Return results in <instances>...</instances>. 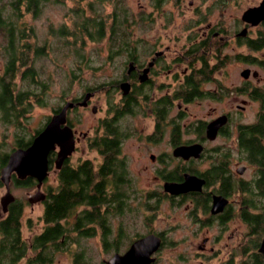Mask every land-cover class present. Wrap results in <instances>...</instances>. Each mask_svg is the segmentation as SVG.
I'll return each mask as SVG.
<instances>
[{
  "label": "flooded vegetation",
  "instance_id": "1",
  "mask_svg": "<svg viewBox=\"0 0 264 264\" xmlns=\"http://www.w3.org/2000/svg\"><path fill=\"white\" fill-rule=\"evenodd\" d=\"M263 2L264 0H260L257 5L247 7L241 13L238 22L241 27L240 31L235 32L232 36L237 39L238 45L241 42L239 40H243V44L251 51L264 49V19L252 23V21L244 20L243 16L247 10L257 8ZM211 26L207 24L205 28H202L199 38L194 36L193 43L192 34L190 35L189 46L184 49V53H181L182 56L169 57L166 51L168 48L161 50L156 49V46H144V48L150 49L145 51L143 56L134 58L130 56L124 59L119 76L111 78L110 82L103 84L106 86L103 87L104 89H110L115 94L119 92V96L118 99H115L114 95V100L108 102L109 115L97 124L95 135L92 138H89L88 132H83L80 137V132L75 127L79 119L77 117L74 121L69 117L68 112L88 107L94 92L87 91L81 100L66 101L56 108L50 106L43 126L32 130L31 133L24 127L26 123H29L32 102L37 100L34 99V92L32 95H28L29 98L23 99V101L31 103L27 112L20 111V107L19 111L10 110L7 112L3 108L4 105H1L0 120L5 123L6 130L13 127L14 134L11 137L7 133H3V139L9 137L11 142L8 145L4 139L0 143V225L8 218L11 210L16 209L21 213L18 246L24 247L26 254L18 260L17 264H28L31 261L32 264L52 263L53 259L33 263L32 259H35L37 254L43 253L44 249L42 246L37 248H33V246L36 245V238L47 227L54 225L53 222H45L43 214L46 207L52 205L61 185L63 184L65 187V184L69 182L66 171H76L82 166L86 168L85 174L88 173L89 177H85L81 181L83 186V190L80 186L81 193L89 192L93 193V196L88 195L87 200H82L76 205L75 210L66 214L59 221L64 230V236L59 239L62 244L69 240L70 232H74L79 238H88L99 233L100 240L104 238L109 242L108 246H103V244L102 246L106 251L112 253L108 258L110 259L117 253L123 254L134 241L154 235L160 240L159 247L151 255L154 258L151 264L155 263L158 250L165 244L164 231L148 229L140 235L135 234L134 237L129 238L128 247L120 252L121 249L118 248L117 243L126 240L123 232L124 225H120L114 232L111 227V219L114 216L123 215L130 206L132 208V198L138 202L137 198L144 195L143 200L138 203L144 208L151 205L152 200L154 201L151 206L153 208H159L161 202L167 201L172 205L184 203V210H186L191 225H196L195 227L191 226L192 233L200 236L203 230L207 231V234L197 244V250L202 254L210 255L212 252H216L213 246L207 247V244L214 240L220 241L228 235L230 222L245 226V230L241 232L238 251L232 250L229 257L220 264H242L248 256L262 255L259 247L264 236V199H261V193H264V173H261L258 161L252 156L259 148L264 152V135H249V130L254 129L255 126L264 125V98H260L264 95V78L257 70L243 67L239 72L240 80L243 83L232 87L226 85L225 80L220 77L223 76L220 75V71L231 59L242 63L246 62L245 55L236 54L232 57L221 55L225 40L229 41L231 37L226 33V30L211 28ZM198 44H201L202 47L207 46V52L213 54L206 56L195 54L198 53ZM249 45H253L255 48L251 49ZM213 46H215L214 51L212 50ZM217 51L219 53H216ZM173 53L175 54L176 50ZM210 59L215 60L210 63ZM110 60L114 61L115 58H110ZM255 65L261 69V66H264V58H259ZM246 69L249 70V73L247 76L242 75ZM8 76L10 75H3L0 80L8 79ZM223 77L225 79V76ZM206 85L209 87L206 88ZM251 85L253 86L251 87ZM8 88L0 89V104H4L8 100L6 99L8 95H11L12 98L9 102L16 106L22 100L21 94L28 92ZM87 93H92V95L87 99L86 104H80ZM228 93L245 95L246 98L239 99L234 106H230L228 110L218 114H216V110L212 111L211 109L208 111V119L192 122V110L189 111L187 105L192 108V101L195 98L206 97L216 100ZM38 101H41V98ZM67 102H73V106L67 108L65 121L60 124L58 129L67 126L72 130L74 143L71 154L57 166L58 153L62 144L60 141H63L62 137H57L56 142L46 153V170L43 177L40 174L41 170L34 173H26L25 169L7 170L11 156L15 152L28 149L35 137L51 123L53 117L60 113ZM255 104L257 108L251 112V120H241L244 113L250 111ZM96 110L95 105L91 106L93 113ZM124 117H130L133 121L136 117H141L150 125L148 120H151V130L143 132L141 136L137 135L138 138L144 139L147 145L151 142L161 146L167 136L170 150L150 153L148 157L150 162L156 164L153 170L156 187L138 189L135 186L128 157L123 153L124 141L133 135V132L121 126L120 120ZM209 127L215 129L213 138L208 137ZM142 129L146 131L144 127ZM186 134L190 136L184 138ZM81 139L86 140L89 148L96 151L100 157L98 163H94V160L88 157L78 159L75 164L70 161L74 152L77 151V144ZM218 139H221L223 143L213 145ZM195 144L202 147L198 156H194L192 153L190 155L175 153L177 149ZM209 144L212 145L209 146ZM247 145H249L250 151H248ZM253 145H256L257 148H252ZM152 163L151 167L154 166ZM25 165L27 163L23 160L22 167L25 168ZM148 167L146 166V168ZM61 177L63 183L60 182ZM101 183L105 185L106 192L110 191L109 200L106 202L100 201L99 198ZM170 188L175 191H170ZM6 194L9 196L3 204L2 199ZM36 196L39 199H36ZM35 206L42 208V231L26 239L21 233L23 211L26 207L33 210ZM173 207L175 208V206ZM90 214L89 221L85 224V217ZM76 222L79 224L78 231H71L70 227ZM213 229L215 231L209 235V231ZM258 237L259 239H257ZM255 241L258 245L254 248ZM62 248L54 250L53 253L59 250L65 251L67 246ZM47 251L45 249V252ZM236 256L238 259L235 258ZM81 258L82 260L79 262L84 264L83 256ZM108 259H103L102 262L107 264ZM74 263L76 264L75 258Z\"/></svg>",
  "mask_w": 264,
  "mask_h": 264
},
{
  "label": "rangeland",
  "instance_id": "2",
  "mask_svg": "<svg viewBox=\"0 0 264 264\" xmlns=\"http://www.w3.org/2000/svg\"><path fill=\"white\" fill-rule=\"evenodd\" d=\"M90 1L78 0V4L76 0L47 3L39 16L27 17L34 28V36L31 38L34 47L43 48V53H41L39 60L34 61L33 66L38 73V84L45 86L42 89L40 85L38 87L37 84L28 83L26 80L22 82L20 71L11 81V86L15 90L34 92L35 96H38V100L41 98V101H37L34 97L36 102H32L29 123H26L24 127L29 133L43 126L44 119L49 114L50 106L56 108L66 101L81 100L84 93L90 91L94 92V95L88 107L71 110L68 113L74 121L78 117L79 122L75 127L80 132V137L83 132H88L89 138H92L95 135L97 124L109 115L108 102L112 101L114 95V98L118 99L119 92L115 94L110 89H104L103 87L106 86L103 84L110 82L111 78L119 76L123 61L127 57L120 54L111 57L115 58L114 61H111L105 39L97 42L85 40V44L82 45L79 38L74 39L71 36L54 34V30L57 31L63 24L69 30L75 28L74 20L77 17L74 10L79 7L86 8ZM259 2L260 0H123V4L128 6L129 11L136 15V21L132 26L130 25L129 29L131 30V39L142 42H139L137 49L141 54L140 56H143L145 51L150 49H146L144 46H156V49L161 50L168 48L166 51L169 57L182 56L181 53H184V49L189 46L190 35L192 34L193 43L194 36L199 38L201 29L205 28L207 24L212 25L211 28L226 30L231 38L229 41L225 40L221 55L232 57L236 54H244L246 60L242 63L231 59L220 71V75L225 76V79L220 76L221 79L225 80L224 83L229 87L243 83L239 76L243 67L257 70L264 78V66L259 69L255 65L259 58H264V49L251 51L243 44V40H239L241 41L240 46L237 39L232 38L235 32L240 31L241 27L238 22L241 13L247 7L257 5ZM102 5H104L102 8H105L104 13H108L111 9L109 2L104 0L101 4L100 0H97L96 7L101 8ZM142 13L145 17L142 23H139L138 17ZM1 37L0 78L4 75V59L1 56L3 41ZM174 50H176L175 54L173 53ZM212 50H215V46L212 47ZM79 51L83 53L82 57L78 54ZM207 51L208 47L206 46L195 54L202 56L213 54ZM214 60L210 59V63ZM205 87L208 88L209 86L206 85ZM242 98H246V96L235 93H228L216 100L206 97L195 98L192 101V108L189 105L187 107L189 111L192 110V122L203 121L209 118L208 111L211 109L212 111L216 110V114H218L228 110L230 106H234ZM94 105L97 108L95 113L91 111V106ZM256 108L257 105H253L250 111L244 113L241 120H251V112ZM148 121L152 125L151 120ZM120 124L133 132V135L129 136L123 143V153L128 157L135 186L138 189L156 187L153 177L156 164L150 162L148 157L150 153L170 150L167 136L161 146L151 142L147 145V142L138 138L137 135L141 136L143 132L150 131L152 128L150 124L142 120L141 117H136L134 121L130 117H124L120 120ZM4 127H6L5 123L0 120V143L5 139V143L9 145L11 138L3 139L2 135L7 133L8 136H11L14 134V129L12 127L6 130ZM189 136L186 134L184 138ZM221 143H223L222 140L218 139L213 145ZM85 157L91 158L94 163H98L100 160L96 151L89 148L87 141L81 139L77 144V151L74 152L70 161L75 164L78 159ZM151 163L152 166L154 165L153 167L150 166ZM146 166L149 167L146 168ZM143 196L137 198L138 202L132 198V208L130 206L123 215H117L111 219L113 232L120 225H124L123 232L126 240L117 243L118 248L121 249L120 252L128 247L129 238L134 237L135 234L140 235L148 229L164 231L165 233V244L158 250L157 259L153 264H220L229 257L232 250L238 251L241 232L245 230V226L242 224L230 222L228 235L220 241L214 240L207 244V247L213 246L216 252L214 251L210 255L208 253L202 254L198 252L197 244L207 234V231L203 230L200 236L192 233L191 226L195 227L196 225H191L186 210H184V203L172 205L167 201L161 202L159 208H153L151 207L154 204L152 200L149 208H144L138 204L143 200ZM41 219V207L35 206L33 210L30 207L24 209L21 221L23 223L21 229L23 238L28 239L42 231L43 222ZM214 231L215 229L210 230L209 235L213 234ZM69 236L68 242L63 243L62 246L63 248L67 246V249L53 253L51 264H75L74 255L78 252H82L84 264H104L103 259H108L112 254L103 248L99 233L88 238H79L74 232H70ZM235 258L238 259V256Z\"/></svg>",
  "mask_w": 264,
  "mask_h": 264
},
{
  "label": "trees",
  "instance_id": "3",
  "mask_svg": "<svg viewBox=\"0 0 264 264\" xmlns=\"http://www.w3.org/2000/svg\"><path fill=\"white\" fill-rule=\"evenodd\" d=\"M60 1L61 0H0V35L2 36L0 37L3 41L1 45V56L4 59L3 72L4 75H10L8 79L0 80V89H9L8 87L13 89L10 83L19 71L21 73L22 82L26 80L28 83L37 84L38 87L40 85L41 88L45 86L44 84H38V73L33 66L34 61L39 60L41 53H43V48L38 46L34 47L35 45L31 41V38L34 36V28L33 25L29 23L27 17L35 18L41 14L42 9L47 3H59ZM76 1L78 4V0ZM103 1L104 0H100V3L102 4ZM106 2H109L111 5L110 11L106 14L104 13L105 8H102L104 5H102L101 8L96 7L97 0L88 2L86 8H76L74 10V14L77 17L74 20L75 28L69 30L65 24H63L57 31L54 30V34L56 33L59 36H71L74 39L79 38L82 45L85 44V40L97 42L105 39L108 47L107 49L109 50L108 56L110 58L120 54H124L125 57H139L141 54L137 49L139 48V42H142L131 39V30L129 29L130 25L132 26L135 23L136 15L129 11L128 6L123 4V0H106ZM144 17L143 13L139 15V23H142ZM197 47L198 52L200 48H203L201 44H198ZM249 47L251 49L255 48L253 45H249ZM78 54L81 57L83 56V53H80V51ZM195 83L197 84V81ZM29 94L32 95L30 91L22 93V100L16 106H14L12 102H9L12 96L8 95V98H6L8 100L4 104H0V108L2 107L1 105H4L3 108L8 112L10 110L19 111L20 107V111L25 110V112H27L30 109L31 103L23 101V99L29 98ZM35 98L38 101V96H35ZM260 98H264V95L260 96ZM253 134L256 136H263L264 125L255 126L254 129L249 130V135ZM247 148L248 151H250L249 145H247ZM252 148L255 149L257 147L253 145ZM253 154L252 157L258 161L261 173H264V152L259 148ZM85 169L86 168L82 166L76 171L67 170L69 182L65 184V187H63V184L61 185L58 193L55 195L52 205L46 207L43 219L45 222H53L54 225L52 227H47L45 231L36 238V245H34L33 248L42 246L44 249L43 253L37 254L35 259H32L34 260L33 263L45 262L48 259L51 260L54 250L62 248L63 244L59 239L64 236V230L59 224V221L66 214L75 210L76 205L81 203L82 200H87L89 198L88 195L93 196V193H81V189L83 190L81 181L85 177H89L88 173L85 174ZM60 182L63 183L62 177L60 178ZM99 187L100 201H108L110 191H105V185L103 183H101ZM261 199H264V193H261ZM20 214L21 213L16 209L13 211L11 210L8 218L0 225V264H17L18 260L26 254L25 248L20 247V245L18 246L20 238ZM89 216H91V214L86 215L85 224L89 221ZM102 219L103 217L101 216V220ZM78 228L79 224L76 222L72 224L70 230L78 231ZM259 237L257 239H259ZM101 242L103 246L109 245V242L104 238ZM254 243L255 248L258 243L257 241ZM110 244L112 245V243ZM45 249L48 251L45 252ZM82 256V252H78L74 255L76 264H81L79 260H82ZM28 264H32V261ZM242 264H264V257L261 254H254L248 256Z\"/></svg>",
  "mask_w": 264,
  "mask_h": 264
},
{
  "label": "water",
  "instance_id": "4",
  "mask_svg": "<svg viewBox=\"0 0 264 264\" xmlns=\"http://www.w3.org/2000/svg\"><path fill=\"white\" fill-rule=\"evenodd\" d=\"M244 20L252 21V23L258 22L260 19H264V2L257 8L247 10L243 16ZM249 70L246 69L242 72V75L247 76ZM255 74V73H253ZM126 89H128L126 87ZM92 95V93H87L84 97V100L80 104H86L87 99ZM73 102H67L60 113L55 115L49 125H47L34 139L32 145L24 150L15 152L10 159L9 164L7 165V170L16 169L21 170L25 169L26 173H34L38 171H42L40 174L43 177L46 167H45V156L48 149L53 146L56 142L57 137H62L63 141L60 145L61 149L58 153L57 166L59 163L71 154L73 150V132L72 130L65 126L62 129H58L60 124L65 121V112L67 108L72 107ZM209 127V131L207 130L208 137L213 138L215 135V129L213 130ZM61 130V131H59ZM213 130V131H212ZM211 134V135H210ZM59 140V139H58ZM201 146L198 144L182 147L177 149L175 153L183 154L186 153L194 156H198L201 151ZM26 161L27 165L25 168L22 167V162ZM174 192V189H169ZM8 194L2 199V203L4 204L8 199ZM36 199L37 198L36 196ZM160 240L154 235H148L141 239L134 241L129 248L123 254H115L110 259L106 261L107 264H151L154 261V258L151 257L152 253L157 250L159 247ZM259 251L264 256V236L260 242Z\"/></svg>",
  "mask_w": 264,
  "mask_h": 264
}]
</instances>
